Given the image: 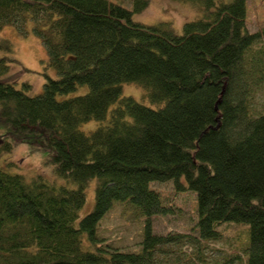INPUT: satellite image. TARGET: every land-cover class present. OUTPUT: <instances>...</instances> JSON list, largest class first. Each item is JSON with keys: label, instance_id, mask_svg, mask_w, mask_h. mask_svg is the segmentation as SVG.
I'll return each instance as SVG.
<instances>
[{"label": "trees", "instance_id": "obj_1", "mask_svg": "<svg viewBox=\"0 0 264 264\" xmlns=\"http://www.w3.org/2000/svg\"><path fill=\"white\" fill-rule=\"evenodd\" d=\"M189 1L199 15L178 33L170 21L132 20L148 0L133 10L112 0H0V32L14 25L25 33L32 20L58 72L30 95L32 85L10 74L19 63L13 43L0 40V156L40 134L47 164L79 184L0 167V264H169L160 257L166 245L197 242L200 255L176 264H204L203 240L221 238L216 226L230 221L249 225L242 264H264V111L254 106L264 89V27L248 30V0ZM129 82L163 105L123 96ZM81 85L86 93L59 97ZM91 120L107 123L87 133L81 125ZM93 179L95 205L80 218ZM170 180L197 193V235L152 230V218L174 208L151 182ZM116 200L147 217L138 251L99 235ZM84 233L94 249L82 244Z\"/></svg>", "mask_w": 264, "mask_h": 264}, {"label": "rangeland", "instance_id": "obj_2", "mask_svg": "<svg viewBox=\"0 0 264 264\" xmlns=\"http://www.w3.org/2000/svg\"><path fill=\"white\" fill-rule=\"evenodd\" d=\"M121 5L134 9L135 0H112ZM228 1V0H225ZM192 1L189 0H148V5L142 11L133 12L132 20L144 24H157L163 21H170L178 33H182L186 22L192 21L199 15L198 10ZM247 27L251 32L258 31L264 27V0H248L247 3ZM27 32H22L17 26L8 25L0 32L1 39H9L15 48L14 56L19 60L11 63V75L18 86L23 83H30L29 94L38 95L43 92L46 82V75L57 78L58 72L48 66V51L41 37L35 35L33 31V21L27 24ZM0 55L3 52L0 50ZM88 91V86L81 85L76 91L61 95L60 98L71 97L84 94ZM147 91L138 83L129 82L122 84V95L132 96L137 101L152 107L162 106L163 103L152 102ZM255 109L264 111V89L258 93ZM114 107V105H113ZM104 121L91 120L83 123L81 129L87 133L94 131L106 124ZM0 131L3 132V126L0 125ZM0 132V133H1ZM40 136V134H38ZM37 135V136H38ZM35 137L37 143L24 142L15 146L12 151L3 152L0 156V167L10 173H19L27 180L36 176H43L47 181L76 189L79 187L77 182L67 180L58 176L51 164H47L48 152L44 149L43 137ZM183 184L186 185L184 178ZM97 180L93 179L85 188L87 200L80 209L79 216L83 218L95 205V188ZM151 188L159 191L164 204L173 206L174 211L155 215L152 219V230L158 234H167L170 232H184L194 235L198 234L196 227L198 222V198L196 191L186 188L177 189L174 180L160 182H151ZM99 221L98 232L103 243L111 244L118 249L128 251H138L142 244L144 232L147 224V217L142 211L129 201L116 200L111 210ZM222 233L221 238L217 240H203L209 244L204 254L206 262L204 264H216L228 258L237 256L236 264H242V257L250 243V229L245 222H224L216 226ZM197 229V232H195ZM201 243V242H200ZM199 242L195 244H168L166 250L160 257L169 264L183 262L188 256L200 255ZM84 247L94 249L87 236L83 234ZM217 249V250H216ZM224 255V257H223ZM248 253L246 251L247 256ZM244 256V257H245ZM223 257V258H222ZM195 258V257H194Z\"/></svg>", "mask_w": 264, "mask_h": 264}]
</instances>
